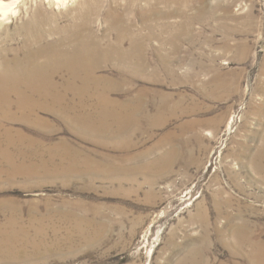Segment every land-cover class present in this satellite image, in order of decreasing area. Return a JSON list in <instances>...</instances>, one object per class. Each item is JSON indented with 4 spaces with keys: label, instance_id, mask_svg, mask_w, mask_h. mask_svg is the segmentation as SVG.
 <instances>
[{
    "label": "rangeland",
    "instance_id": "1",
    "mask_svg": "<svg viewBox=\"0 0 264 264\" xmlns=\"http://www.w3.org/2000/svg\"><path fill=\"white\" fill-rule=\"evenodd\" d=\"M2 1L16 12L0 47L23 56L26 19L68 26L80 0ZM153 2L100 0L95 36L116 45L104 14L124 11L138 47L124 37L130 56L100 54L97 88L80 98L76 83L53 105L72 123L35 98L29 120L0 112V264H253L251 242L264 247V0Z\"/></svg>",
    "mask_w": 264,
    "mask_h": 264
},
{
    "label": "bare ground",
    "instance_id": "2",
    "mask_svg": "<svg viewBox=\"0 0 264 264\" xmlns=\"http://www.w3.org/2000/svg\"><path fill=\"white\" fill-rule=\"evenodd\" d=\"M51 1L55 2L57 4H60V5L61 4L64 5L68 0H51ZM133 1H136V0H133ZM142 1H145L146 4L151 5V4L155 3L153 1L158 2L161 0H142ZM163 1H171L172 3H176V2L181 1V0H163ZM188 1H190V0H188ZM78 3L79 4H78V9H77V14H75V16L73 18V22L70 25L65 26V27L54 26V28L53 27L50 29L47 28V25H51L50 24L51 18L49 19L50 20L49 21L48 20L49 15L48 16L43 15L44 18L41 16L42 14L39 16L41 11L37 12L36 14L31 15L28 19H26L20 26L21 30H23L24 34H25V41H24L23 46H22L23 51H24L23 56L17 55L15 52V49H13V48L10 49V53H12V55L10 56L9 53L8 54L4 53L5 48L3 49L0 47V112H2L1 113L2 115L6 116V117H9V116L12 117V115L14 114L12 109L15 108L17 110L16 112H19L22 116L28 115V120H29L30 119L29 114L32 115V112H34L35 107L34 106L32 107L33 111H32V109H29V110H31L29 114L25 113V111H27L28 107H31L32 103H30V101L32 102L33 98H35V100L37 102H41L42 100L43 101L47 100L49 103L52 104V106L58 105L62 101L65 100L64 96L66 94V91H68V89L69 90L75 89V87H77V86H75L76 83H80V84L82 83V88H81V91L79 93V96H80V98L85 97L86 95L89 94V91H90L89 87L91 85H94L97 88V85L100 84V83H96V84L91 83L92 81L93 82L97 81V77H96L95 72H96V68L98 66L100 54L106 53L104 55L108 58V56H110L109 54L111 53V49H112V51L115 52L116 55H118V52H119V55H121V56L122 55H124L125 57L130 56V52L121 47V43H122L121 41H123L124 37H126L128 35H130V37H131V35H134V33H132V31H131L132 29H131L130 23L125 18L126 14L124 13V11L119 13L116 10H110L104 14V18L105 19L109 18L110 19L109 21H111L109 23L110 24L109 27L106 26L108 28L107 32L104 33V34H106V36L112 30L119 29L122 31V32L120 31L121 33L119 32L120 33L119 38L116 37L118 39L116 45L113 42H112V44H111V42H107V44H109V45L105 46V45H103L104 44L103 38L102 37L97 38L95 36L96 33L95 34L93 33V26H94L93 23L95 21V18L93 17V15H98L100 0H80ZM14 4H15V1L4 2V1L0 0V20L4 21V18L10 12H12V13L16 12V11H14L15 10ZM154 12L157 15L162 16V17L163 16L165 17L167 13H169L167 15H171V16L180 14L174 9H170V10L155 9ZM122 16H124V17H122ZM42 18L44 20H42ZM7 19H8V17H7ZM143 19H145V17ZM151 20H153V19L148 18L144 23H147ZM45 21H46V31L48 30V32L53 33L55 35L60 34V36L59 35L56 36L57 38L53 42H50L47 39L48 37L47 38L42 37L43 34H46V33L43 31H40V27H42L43 24H45ZM0 23H2V22H0ZM104 24H105V22H104ZM42 29L44 30V28H42ZM48 36H49V34H48ZM132 38H133V36L130 38L131 39L130 51H132V49L134 47L135 48L138 47L137 41H135ZM104 40H105V38H104ZM115 48H117L118 52H117V50H114ZM107 52H110V53L108 54ZM116 55H114V56H116ZM109 59H111V58H109ZM116 59H117V57H116ZM117 60H120V58ZM100 62H101V60H100ZM62 68H65L66 72L69 70L70 77L68 76L69 78H67L62 84L64 86L60 87V84L58 85L57 82L55 81V77H56V74L59 72V70L60 69L62 70ZM217 82H216L217 86L219 87L222 84V81L219 82L217 80ZM98 87H101V86H98ZM98 93H100V92L98 91ZM103 93H105V92H103ZM102 95L103 94L99 95L100 99L97 98L99 100L100 105L103 103L101 105V111L98 112L99 113L98 117H100V118L107 115L104 112V108H106L108 106H113V104L109 103L108 101H106V102H108L109 104H107L106 102H105L106 104H104L103 99H101V97L104 98V96H102ZM13 97H15V101H14V99H12ZM106 100H107V98H106ZM14 102H15V104H14ZM70 103H72V102H70ZM42 105L44 108H47V106L44 105L43 103H42ZM73 105H74V103H73ZM38 107H40V106H38ZM53 108H55L59 111L58 114H59L61 119L65 120V121L67 120L68 123H72V121H69L70 119L67 118V116H63V113L61 111H64V107H61V105H60V106H53L50 109H53ZM127 108H128V106H127ZM139 108H140L139 106L138 107L136 106V107H131L128 109L136 111L137 109L139 110ZM65 109H66V107H65ZM128 113H130V112H128ZM68 114H70V113L68 112ZM86 114H89V113H86ZM116 115H118V114H116ZM83 116H85V114ZM86 116H88V115H86ZM1 117H3V116H1ZM6 117H5V120H6ZM11 117H9V118H11ZM80 117L81 116L74 119L76 124L82 123L84 126L91 128V129H95V130L97 127H103L102 125L95 124L93 121L85 122L86 120H88L90 118H80ZM120 117H119V119H120ZM122 117H123V115H122ZM127 117H129V116H127ZM15 120H16V118H15ZM9 121H10V119H9ZM101 123H102V120H101ZM116 123H117V121H116ZM123 124H121L119 126H122ZM21 137H22V135H21ZM20 140H22V139H20ZM31 143H32V141H31ZM70 161H72V160H70ZM262 161L264 164V145H262L260 148H258L256 155H255L254 163L256 164V167H258V169H260L262 167L261 165H258V163H260V162L262 163ZM20 168H19V170H20ZM73 168H74V165H71V166L66 165L64 170L65 171H67L69 169L73 170ZM21 170H22V168H21ZM238 243L241 244L242 242H238ZM251 245L252 246H251L250 250L247 252V256L249 255V258L253 262V264H264V247H263L262 243L251 242ZM233 253L240 254V255L243 254L242 250H240V249L238 250V248L236 251H233Z\"/></svg>",
    "mask_w": 264,
    "mask_h": 264
}]
</instances>
